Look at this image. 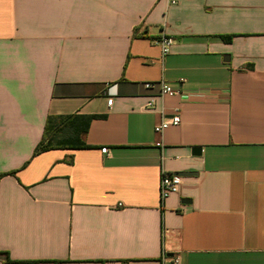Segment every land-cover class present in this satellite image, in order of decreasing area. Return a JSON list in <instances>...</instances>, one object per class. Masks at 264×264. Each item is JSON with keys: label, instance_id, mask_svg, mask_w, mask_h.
<instances>
[{"label": "crops", "instance_id": "1", "mask_svg": "<svg viewBox=\"0 0 264 264\" xmlns=\"http://www.w3.org/2000/svg\"><path fill=\"white\" fill-rule=\"evenodd\" d=\"M176 1L0 0V264H264V0Z\"/></svg>", "mask_w": 264, "mask_h": 264}, {"label": "built area", "instance_id": "2", "mask_svg": "<svg viewBox=\"0 0 264 264\" xmlns=\"http://www.w3.org/2000/svg\"><path fill=\"white\" fill-rule=\"evenodd\" d=\"M170 2H171V4H176L177 1L176 0H170ZM174 42H175V39L171 36H164L159 40V43L161 45L162 52L164 55L169 53ZM145 86L147 88H153V87H156L157 84L152 83V82H147V83H145ZM159 88H160V92L164 93V94L174 95V94L179 92L178 89L173 88L168 82H161V84L159 85ZM112 102H113L112 97H109L108 98V105L111 106ZM180 121H181V116L178 113H176L171 118L163 119L158 125H156L155 131L161 132L165 128H167L169 125L179 124ZM101 151L104 154H108L109 149H108V147H103L101 149ZM182 184H183V177L182 176L176 175V174H171V173H168L165 171L162 172L161 181H160V194H161L162 203H164V201L167 198H169L172 194L177 193L180 190ZM163 257H164V259L168 258L167 251L165 249L163 251ZM179 260H180V257L176 256V257H174L173 262L178 264Z\"/></svg>", "mask_w": 264, "mask_h": 264}, {"label": "trees", "instance_id": "3", "mask_svg": "<svg viewBox=\"0 0 264 264\" xmlns=\"http://www.w3.org/2000/svg\"><path fill=\"white\" fill-rule=\"evenodd\" d=\"M223 38L227 41H231L233 36L227 35V36H223ZM55 120H56V117H53V116L48 117L43 138L38 143V145L36 146L35 151H34V155L40 154L43 151H46V150L51 149V148H56L58 146V144L60 142L59 135L60 134L63 135L66 131V128L60 127V126L51 127L52 123H54ZM64 143H65V145H63V146H68V147H72V148H74V146L80 147V148L86 146L85 143L80 141V140L78 141V144H74V143L70 144L68 142H64ZM14 173H15V171L7 172V173H1L0 178L3 175L14 174Z\"/></svg>", "mask_w": 264, "mask_h": 264}, {"label": "water", "instance_id": "4", "mask_svg": "<svg viewBox=\"0 0 264 264\" xmlns=\"http://www.w3.org/2000/svg\"><path fill=\"white\" fill-rule=\"evenodd\" d=\"M194 153H200L201 152V148L200 147H196L193 149ZM178 175L180 176H188V175H192L193 172L192 171H184V172H177Z\"/></svg>", "mask_w": 264, "mask_h": 264}]
</instances>
